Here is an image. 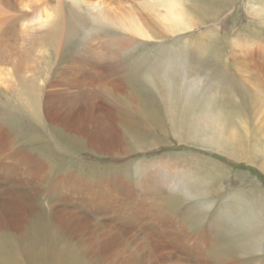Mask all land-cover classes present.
I'll list each match as a JSON object with an SVG mask.
<instances>
[{"label": "rangeland", "instance_id": "1", "mask_svg": "<svg viewBox=\"0 0 264 264\" xmlns=\"http://www.w3.org/2000/svg\"><path fill=\"white\" fill-rule=\"evenodd\" d=\"M103 1L114 16L132 13L151 37L130 35L124 57L112 55L129 31L85 3ZM108 1L26 0L19 34H0V207H22L0 231L27 232L34 212L45 233H57L48 245L73 264L79 255L85 264H264V0ZM100 42L103 60L117 57L107 83L114 96L69 103L60 92L79 91L78 80L80 91H101L80 61L94 62ZM137 112L148 116L147 132L158 129L150 145L127 118ZM66 173L73 181L64 185ZM104 179L118 203L95 184ZM56 217L81 227H59Z\"/></svg>", "mask_w": 264, "mask_h": 264}, {"label": "bare ground", "instance_id": "2", "mask_svg": "<svg viewBox=\"0 0 264 264\" xmlns=\"http://www.w3.org/2000/svg\"><path fill=\"white\" fill-rule=\"evenodd\" d=\"M40 0H29L30 3H33V5H35V2H38ZM47 1V0H43ZM109 1H113V0H109ZM108 1V2H109ZM86 5L89 7V9L94 12L95 14H98L99 16H106V14L110 13L113 23H115L119 28H123L126 31H129V33L124 34V39H119L117 41H114L111 44L112 47V55L116 54H122L125 55V53H122L123 50L125 49L126 45L124 43V41L130 36V35H135L141 38H150L151 34L149 32L148 29H146V27L141 23V21L134 17L132 13H118L116 14L117 16H114V14L108 9V6L105 5L106 2H85ZM168 6V5H167ZM27 4H26V0H0V34L2 35H11L14 36L13 33L19 34V29L23 26L21 25V19L24 17V14L27 13L26 9ZM28 9V8H27ZM163 16V15H162ZM168 18V17H167ZM164 20V19H163ZM262 23V22H261ZM171 24V23H170ZM185 24V23H184ZM9 25V26H8ZM174 25V23H173ZM187 25V24H186ZM56 27V26H55ZM176 28V27H175ZM29 33V32H28ZM24 35V32H23ZM20 36V35H19ZM18 35H16V37H19ZM30 36V35H29ZM157 36H159V34H157ZM159 39V38H158ZM88 45V44H87ZM101 42L98 43L95 47L96 52L94 54L93 57V61L94 62H90L86 59L81 58V62H82V66L84 68H87L89 70V73L91 76L92 81L90 82V84L92 85H97L100 86V90L101 91H94V90H89V91H80V87L83 83H80L79 80L75 83V86L78 88L79 91H76L75 93L72 94H67L65 92H60L61 96L63 98H65L69 103L71 101H75L77 98L76 96L78 94H86L89 93L88 95L91 96H96V97H101V98H110L112 95L114 96V88L113 86H110L111 84H113L116 80H114V76L116 75V71L114 69L113 66V61L116 60L117 57H114L112 55H109V57L106 60H103L102 56H101ZM106 45V44H105ZM84 46V45H83ZM98 48V49H97ZM87 52H89V50H87ZM119 53V54H118ZM13 54V53H12ZM16 54V53H15ZM83 56V54H81ZM15 56V55H14ZM12 56V58L14 57ZM7 57H9L7 54L5 56V58L7 59ZM124 57V56H123ZM15 61L18 59V56L16 55L14 57ZM5 61V59H3ZM2 60V61H3ZM3 61V63H4ZM7 61V60H6ZM73 62V61H72ZM76 63V62H75ZM9 65V64H8ZM81 65V64H80ZM83 68V69H84ZM86 69V70H87ZM85 70V69H84ZM93 71V73H92ZM118 71H120V68L118 69ZM61 72V71H60ZM2 70H0V82L4 83L6 81V79L1 76L2 75ZM84 77V75H83ZM81 78V77H80ZM57 80H55L56 82ZM59 82H65L66 84H68L69 82H73L74 79L73 78H63V77H59L58 78ZM57 83V82H56ZM107 83H109L110 85H107ZM1 84V83H0ZM116 85V84H115ZM68 86V85H67ZM171 87V86H170ZM141 92V91H140ZM191 97V96H190ZM63 98H60L61 100H64ZM59 102V101H58ZM64 103V102H63ZM209 117V116H207ZM217 117V115H216ZM53 119V117H51ZM129 123L132 124V126L134 127V125L136 124V129H135V133H138L139 131H143V130H147L145 128V123L148 121V116H145L144 118L141 117L140 113L137 112L134 115H130L127 116ZM212 118V117H211ZM219 118V116H218ZM217 118V120H218ZM110 120V119H109ZM107 120L104 123L110 124V121ZM212 120V119H211ZM56 124L61 125V126H66L64 123H61L60 121L58 122V120L55 118ZM202 122V121H200ZM214 122V121H213ZM210 123V121L208 122ZM215 123V122H214ZM113 122V126H114ZM105 125V124H104ZM209 125V124H208ZM218 130H224V125H219V123H216ZM212 126V125H211ZM116 127V126H115ZM214 127V126H212ZM208 129V128H207ZM126 131V129H125ZM158 131V129L156 130ZM154 130H151L150 132L146 133L149 135L150 137V141L146 142V140H143L142 143L143 145H150L151 141L153 140L152 137H154V133L156 132ZM100 132V131H98ZM103 132H107L108 134L111 132V129H106ZM222 132V131H221ZM231 138V137H229ZM232 139V138H231ZM229 140V139H228ZM234 140V139H233ZM156 141V140H154ZM160 141V140H159ZM232 142V140H230ZM158 142V141H157ZM158 144V143H157ZM244 155V154H243ZM239 156V154L237 155ZM249 156V155H248ZM153 164V163H152ZM155 165H162L161 162H156L154 163ZM153 164V165H154ZM149 170L148 168H142L141 169V175H143V173H147L146 171ZM156 172V171H155ZM144 173V174H145ZM151 174L153 175V171H151ZM63 177L65 179L63 180V184H67L73 181V178L71 175L66 174H62ZM152 175H147L144 178H148L146 180V182H144L140 187L139 190H141V194L146 195V194H150L151 192V186H150V176ZM67 178H69V180H67ZM44 180V178H42ZM116 181V183L119 185V180L117 178L114 179ZM34 181L37 183V177L34 178ZM113 181V180H112ZM49 182V181H48ZM45 183V182H44ZM96 185L99 184H103L105 187V192H106V199H112L113 203H118L119 197H118V191L116 190V186L112 183L107 181V179H104V183L99 182V180L95 183ZM55 186V185H54ZM57 186L59 187V185L57 184ZM56 186V187H57ZM53 185H50V188H52ZM120 187V186H119ZM61 188V187H60ZM160 188V187H159ZM158 188V189H159ZM123 189V188H122ZM122 189H120L122 191ZM181 189V188H180ZM181 191V190H180ZM185 191V190H184ZM127 193H131L134 195V191L127 189ZM182 196V195H181ZM105 197V196H104ZM146 197V196H145ZM143 197H141L142 199ZM180 198V197H179ZM175 199V197H174ZM100 200H104L103 197L100 198ZM142 200H146V199H142ZM93 203L95 202L94 200L92 201ZM103 203V201L101 202ZM3 204V203H2ZM104 204V203H103ZM102 207V205H101ZM22 207L14 200H9L8 202H6L2 207H0V227L1 224L6 225L5 228L9 227V222L8 220L5 218L6 215H9L10 213L13 212V210H19ZM100 209V207H99ZM7 210V211H6ZM134 211V210H133ZM6 212V213H5ZM34 212H32L29 216H28V221L25 223L27 225V232H19V230H15L17 231L18 234H16V238L10 236H6L2 231H0V264H73L71 262H62L61 261V255L64 253L62 247L61 250H54L53 247H51L50 245H48L47 241L51 239H57V233L53 231V229L47 233H45V226L43 224H47L48 222H46L45 220H43L42 218H38L36 217L35 214H33ZM63 214V213H61ZM75 214V213H74ZM57 215V214H56ZM76 215V214H75ZM74 215V216H75ZM55 216V215H54ZM60 216V214H59ZM77 216V215H76ZM62 217V216H61ZM73 217V215H72ZM59 218V217H56ZM78 218V217H77ZM46 219V218H44ZM55 219V218H54ZM71 219V217H70ZM76 219V217H75ZM79 219V218H78ZM7 221V222H6ZM70 221V220H69ZM74 221V220H73ZM72 221V222H73ZM80 221V220H79ZM83 221V220H82ZM150 221V220H149ZM59 227H62L63 225H67L68 227H72L73 228V232L80 228L81 225L77 224V225H73L72 222H63L60 218L56 219L55 221ZM14 223H12L10 229L12 228ZM18 225V227H24V225ZM49 226V225H48ZM99 227V226H97ZM51 228V227H50ZM3 229V228H2ZM1 229V230H2ZM9 229V230H10ZM5 230V229H4ZM80 230V229H79ZM99 230V229H97ZM181 230V229H180ZM183 230V228H182ZM101 231V230H99ZM202 231V230H201ZM82 232V231H81ZM110 230H107V233H110ZM3 235H2V234ZM13 233V232H12ZM24 233V234H23ZM182 232H180L181 234ZM184 233V232H183ZM80 234V233H78ZM82 234V233H81ZM104 235V233H102ZM9 235V234H8ZM187 235V234H186ZM245 235V233H244ZM100 236L102 237V235L100 234ZM176 236V235H175ZM178 236V234H177ZM181 236V235H180ZM179 236V237H180ZM199 236V235H198ZM205 236V235H204ZM210 236V235H209ZM43 237V238H42ZM97 237V236H96ZM101 237H97L98 239ZM195 237V236H194ZM81 238V237H80ZM184 238V236H183ZM197 238V237H196ZM203 238V237H202ZM201 238V239H202ZM44 239L45 242V250H43L41 252L40 249V245L38 246V243H40V241ZM168 239V238H167ZM185 239V238H184ZM100 240V239H99ZM120 240L119 238V234L116 233L111 236H108V241H109V245H111V243L113 242H118ZM159 240V239H158ZM173 240V239H172ZM181 240V239H180ZM186 240V239H185ZM191 240V239H190ZM211 240V238H210ZM187 241V240H186ZM196 241V239H195ZM194 241V242H195ZM157 242V241H156ZM156 242H154L155 244H157ZM173 242V241H172ZM178 242V241H177ZM199 242V241H198ZM201 242V241H200ZM208 242V241H207ZM179 243V242H178ZM203 243V242H202ZM201 243V244H202ZM206 243V242H205ZM210 242H208L209 245ZM220 243V242H219ZM82 244L86 245V242L84 241ZM175 244V241L174 243ZM172 244V245H173ZM177 244V243H176ZM178 245V244H177ZM176 245V246H177ZM203 245V244H202ZM207 245V246H208ZM42 246V243H41ZM200 246V245H199ZM205 246V247H207ZM158 247V246H157ZM192 247V246H191ZM204 247V249H205ZM214 248V247H213ZM187 249V248H186ZM185 249V250H186ZM192 249V248H190ZM66 250V249H65ZM222 251H224V247L223 249H221ZM94 251V250H93ZM166 251V250H165ZM187 251V250H186ZM190 251V250H189ZM199 251V250H198ZM202 251V250H201ZM200 251V252H201ZM72 252V250L70 252H66L65 255L67 257H71L70 253ZM92 251L88 252V250L85 252L87 255H89L90 257L93 256L95 257L94 253H91ZM197 252V251H196ZM91 253V254H89ZM97 254H99L98 252H96ZM220 253V251H219ZM218 253V254H219ZM194 254V253H193ZM199 254V253H198ZM197 255V254H196ZM202 255V254H200ZM52 256V259L50 260L49 257ZM195 256V255H194ZM198 256V255H197ZM195 256V257H197ZM218 257V256H217ZM83 257L79 255V257L75 256L73 257V261L76 262V264H85L84 262H82ZM201 258L202 257H198ZM93 259V258H92ZM197 259V258H195ZM218 260H222L223 258H217ZM204 260V259H203ZM202 260V261H203ZM46 261H48L49 263H45ZM92 261V260H91ZM200 261V260H198ZM87 262V261H86ZM202 263V262H201ZM204 263V262H203ZM87 264V263H86Z\"/></svg>", "mask_w": 264, "mask_h": 264}]
</instances>
